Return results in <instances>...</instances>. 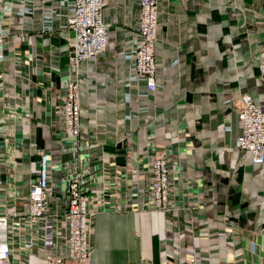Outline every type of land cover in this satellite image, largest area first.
I'll list each match as a JSON object with an SVG mask.
<instances>
[{
  "label": "crops",
  "instance_id": "obj_1",
  "mask_svg": "<svg viewBox=\"0 0 264 264\" xmlns=\"http://www.w3.org/2000/svg\"><path fill=\"white\" fill-rule=\"evenodd\" d=\"M158 5V90L139 104L153 111L127 120L124 54L137 36V6L136 0H107V49L91 72L87 63L81 65L80 105L88 132L78 152L61 146L58 100L54 93L44 95L49 80L58 82L67 69L59 24L32 32V46L19 42L18 53L7 46L0 71L15 111L0 137V212L23 208L38 148L50 150L52 184L59 191L65 186L63 163L79 153L97 169L102 147L116 155L106 165L105 185L118 187L117 195L107 194L108 204L125 208L96 215L89 259L63 264H190L191 258L196 264H264V164L233 148L239 124L230 104L248 93L264 107L257 66L264 48V0H159ZM52 51L57 55L51 60ZM129 130L137 146L171 149L177 212L133 210L139 207L136 191L123 170L124 150L115 146ZM177 231L179 241L173 239ZM27 264L46 263L34 255Z\"/></svg>",
  "mask_w": 264,
  "mask_h": 264
},
{
  "label": "built area",
  "instance_id": "obj_2",
  "mask_svg": "<svg viewBox=\"0 0 264 264\" xmlns=\"http://www.w3.org/2000/svg\"><path fill=\"white\" fill-rule=\"evenodd\" d=\"M106 2L0 0V64L8 45L15 47L18 53L19 42L32 46V32L51 30L54 22L59 24L66 47L67 69L58 82L49 80L44 95L54 93L58 100L57 128L62 136L61 146L67 151L78 152L83 144L81 136L88 132L81 121V65L87 63V71L91 72L95 65L92 62L107 49L110 23L103 16ZM158 4L159 0H136L137 36L124 54L128 64L122 82L127 89L124 94L127 120L137 118L140 112L153 111L152 107L141 108L139 104L141 99H148L158 90L155 60L160 20ZM56 55L57 52L52 51L51 60ZM51 60L46 63L49 69ZM257 66L259 76L264 79V48L258 55ZM230 104L239 124L233 148L248 152L253 163L264 164V107L256 104L248 93H242ZM14 111L0 71V137L6 136V119ZM94 122L90 120L91 124ZM98 132L99 129L93 133L95 140ZM119 143L124 150L123 170L132 180L131 188L136 191L133 195L139 203L133 210L177 212L179 192L169 146L153 150L149 145L137 146L131 130L116 139L115 146ZM98 149L101 158L97 169L90 165L89 157L79 153L63 163L59 172L65 186L59 191H55L52 184L50 150L48 147L37 149L36 166L31 169L23 208L6 206L0 212V264H27V259L34 255L46 264H63L67 260L83 263L89 259L96 215L125 208L112 201L109 205L107 199L108 193L118 194L116 184L105 185L106 179H110L107 166L116 155L103 151L102 147ZM10 190L17 195L16 187ZM15 200L13 198L12 202ZM180 234L177 231L173 239L179 241ZM187 262L196 264L197 261L191 258Z\"/></svg>",
  "mask_w": 264,
  "mask_h": 264
},
{
  "label": "rangeland",
  "instance_id": "obj_3",
  "mask_svg": "<svg viewBox=\"0 0 264 264\" xmlns=\"http://www.w3.org/2000/svg\"><path fill=\"white\" fill-rule=\"evenodd\" d=\"M101 56H103V55H101ZM101 56H100V57H101ZM7 60H8V56H7V55H5V61H7ZM148 98H149V97H148ZM88 119H89V118H88ZM81 121H82V122H84V117H83V115H82ZM91 121H93V122H94L95 120H94V119H91ZM89 122H90V121H89ZM95 122H96V121H95ZM95 122H94V123H95ZM94 123H93V125H94ZM95 124H96V123H95ZM61 137H62V136H61V135H59V138H61ZM48 149H49V148H48Z\"/></svg>",
  "mask_w": 264,
  "mask_h": 264
}]
</instances>
